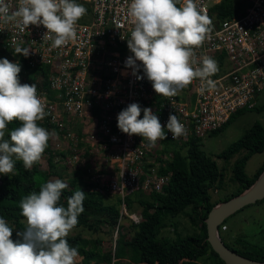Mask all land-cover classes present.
Returning <instances> with one entry per match:
<instances>
[{"label":"built area","instance_id":"1","mask_svg":"<svg viewBox=\"0 0 264 264\" xmlns=\"http://www.w3.org/2000/svg\"><path fill=\"white\" fill-rule=\"evenodd\" d=\"M79 1L89 2L90 19L77 21L76 38L66 45L53 48L43 37L47 31L43 25L22 28L11 22L0 25V47L14 49L19 44L30 50L25 57L29 66L50 68L46 90H37L47 113L40 121L55 124L59 131L71 119L77 121V127L90 139L86 140L90 149L83 152L79 148L71 156L60 158L72 168L80 162L89 166L97 189L118 196L121 215L131 218L127 196L160 191L169 181L170 172L158 173L167 161L164 140L181 145L192 137H204L227 123L232 114L256 105L264 89V0H244L243 13L217 22L211 7L221 0H197L207 9L213 28L204 44L194 49L195 67L201 66L204 56L215 59L219 70L210 77L215 87H205L201 92L206 82L196 78L172 97L154 91L140 61L136 75L125 66L127 57L134 55L127 46L133 28L127 12L130 0ZM5 2L10 12L17 10L18 0ZM50 91H54L52 98ZM134 102L141 107V119L145 107L152 109L165 126L166 139L151 146L141 136H129L118 128V114ZM170 114H175L185 128L176 138L166 128ZM50 131L57 140L56 131ZM75 137L74 143H78L81 139L77 133ZM89 152L95 155L88 161L80 155ZM222 230L225 225L220 226Z\"/></svg>","mask_w":264,"mask_h":264},{"label":"clouds","instance_id":"2","mask_svg":"<svg viewBox=\"0 0 264 264\" xmlns=\"http://www.w3.org/2000/svg\"><path fill=\"white\" fill-rule=\"evenodd\" d=\"M86 12L76 0H18L17 10L10 12L5 0H0V25H43L47 29L43 37L58 48L76 38V23ZM127 12L133 25L127 46L134 55L127 57L125 66L133 75L142 65L154 91L164 97L175 96L196 78L206 82L201 92L215 87L210 77L218 72V62L204 56L201 66L195 67L194 49L204 44L213 28L207 9L197 0H130ZM13 51L25 57L30 52L19 44ZM20 71L18 62L0 59V174L6 175L13 172L15 160L31 169L41 160L52 137L37 123L47 115L37 86L21 83ZM137 79L143 77L137 75ZM140 115V105L129 104L118 114V128L129 136H141L151 146L167 138L165 126L151 108L143 109L142 119ZM14 120L19 126L5 139L8 124ZM166 128L173 138L185 133L175 114L169 115ZM67 187L60 179L49 180L38 192L21 198L19 208L27 227L17 233L19 239H12L13 228L0 217V264H76L78 249L66 237L84 211L85 191H74L64 207L60 200Z\"/></svg>","mask_w":264,"mask_h":264},{"label":"trees","instance_id":"3","mask_svg":"<svg viewBox=\"0 0 264 264\" xmlns=\"http://www.w3.org/2000/svg\"><path fill=\"white\" fill-rule=\"evenodd\" d=\"M76 2L82 4L79 0ZM84 6L87 12L78 21H86V15L90 12V8ZM243 8L244 0H221L211 7V15L217 22L238 16L239 13H243ZM2 58L20 64L21 83H35L37 90H46L49 84V67H31L24 55L14 54L13 49L6 47H0V59ZM49 93L52 98L54 91ZM262 108L261 105H255L251 109L243 108L232 114L222 127L210 131L206 136L218 134L240 114L249 110L259 111ZM93 113L97 114L95 111ZM37 123L49 132L51 129L59 132V128L47 120ZM18 126L19 121L15 120L8 124L5 139H10V132ZM79 134L81 133L79 132ZM202 138L192 137L181 145L164 140V151L171 149L173 157L165 162V166L158 169V173L164 175L170 172L168 183L160 191H138L125 198L129 213L133 200L142 207L137 222L125 214L121 215L118 196L97 189L91 177L83 180L86 177L85 173L89 174V166L74 168L72 177L65 175L64 179L67 181L65 183L68 187L62 191L60 200L64 207H67V198L74 191H85L84 211L78 216V223L72 229L77 232L69 233L66 237L69 244L78 249V258L84 262L96 261L102 264H226L214 252L206 239L205 219L214 205L249 187L264 169L263 161L251 177H248L244 170L246 162L253 154L264 151V126L259 122H254L241 137L215 155L217 159H221L227 164L239 154L230 165L231 180L235 184V188L215 200H212L210 192L212 189L216 191L223 189V167H220L217 160L202 149ZM55 140H49L48 147L43 153H48L50 167H53L54 156H64L62 152L56 150ZM78 145L82 147L84 143L79 140ZM13 159L15 160V157ZM49 168L43 169L39 163H36L31 169H26L22 161L15 160L12 173L0 174V217H3L13 228V240L19 239L17 233L26 229V218L21 214L19 208L21 198L33 191L38 192L42 183L53 180L54 177H61ZM178 179L182 180V188L178 193H173ZM173 194H177L176 199L173 198ZM187 207H190L189 212H185ZM180 214L188 217L195 231L183 236L177 235L174 239L161 236V230L167 225L166 218ZM124 219H127L130 224L131 233L129 236L119 233ZM226 220L221 226L225 225ZM83 231L91 234H110V246L105 248L99 237H84ZM114 232H117L118 235L113 240ZM224 243L243 256L264 261V246L254 245L242 237L236 238L234 242L239 246V249L234 244Z\"/></svg>","mask_w":264,"mask_h":264},{"label":"rangeland","instance_id":"4","mask_svg":"<svg viewBox=\"0 0 264 264\" xmlns=\"http://www.w3.org/2000/svg\"><path fill=\"white\" fill-rule=\"evenodd\" d=\"M212 2V0L210 1ZM82 4L86 5L90 8V4L88 1L83 2ZM87 17L85 18L86 21L90 19V12L87 13ZM88 19V20H87ZM84 22V21H83ZM263 106V108L259 111L257 110H249L243 114H240L238 117H236L225 129L220 131L216 135L212 136H205L202 138V149L208 154L213 156L223 171V189L221 190H215L212 189L210 192V195L212 196V200H215L216 198L223 196L225 193H229L232 191V189L235 188V184L231 180V171H230V165L238 157L239 154H237L235 157H233L229 163H225L221 159H217L215 155L228 147L233 141L237 140L239 137L242 136V134L246 131L247 128H249L254 122H259L264 126V89L260 92L258 99L256 101V106ZM77 123L76 120H70V122L67 123L66 127L59 132L56 131V138L54 146L58 152H62L65 157L71 156L73 153H75L76 149H79V146L74 143L77 135H79V132L82 133V130L77 127L75 124ZM45 128V127H44ZM87 130V129H85ZM49 131V130H48ZM51 132V131H50ZM50 139H55V136L52 135ZM58 144V145H57ZM73 152V153H72ZM78 152V151H77ZM167 153V160L170 159L171 153L173 152L171 149H168L167 151H164ZM83 158H85L87 161L92 157L93 154H80ZM173 157V156H172ZM54 164L53 167H50L48 164V153H45L42 155L41 160L38 162L41 168L43 169H51L52 172H55L57 175H60V178L54 177L55 179H60L64 183L67 182L64 179L65 175H68L69 177H72V172L74 171V168L68 166L67 164L63 163V160L59 156H54L53 158ZM264 161V151L253 154L245 165V173L248 177H251L254 175L256 170L259 168V166ZM84 163L80 162L78 168H83ZM86 177L83 178V180L90 179V175L88 173H85ZM80 181V179H78ZM182 180L178 179L175 183L174 191L173 193H178L181 190ZM108 195V194H107ZM177 195V194H176ZM176 195L173 194V198L176 199ZM111 199H113L111 197ZM141 206L137 203V201L133 200L131 204V218H133L136 222L139 220V215L141 212ZM128 211V210H127ZM190 207L186 208L185 212H189ZM26 227H27V221ZM166 227H164L161 230L160 235L169 237L171 239H174L177 235H185L193 233L195 230L191 223L189 222V219L184 214L176 215L175 217H167L166 218ZM221 226V225H220ZM77 230H71L70 233H75ZM84 237L86 238H93V237H99L102 239L103 246L109 247L111 242V236L110 234H91L89 232L83 231L82 232ZM120 234H123L124 236H129L131 233L130 230V224L127 219H124L122 221V224L120 226L119 230ZM117 232L113 233V240L117 237ZM220 236L224 242H226L228 245L234 244L236 238L242 237L249 241L250 243L258 246H264V199L261 202L253 203L250 205H247L246 207L238 210L231 216H229L225 222V230L220 231ZM234 246L239 249V246L234 244ZM124 263V262H123ZM76 264H102L98 263L96 261L91 262H84L81 260V258H76ZM112 264V263H111Z\"/></svg>","mask_w":264,"mask_h":264},{"label":"water","instance_id":"5","mask_svg":"<svg viewBox=\"0 0 264 264\" xmlns=\"http://www.w3.org/2000/svg\"><path fill=\"white\" fill-rule=\"evenodd\" d=\"M264 198V169L254 182L240 193L218 202L208 212L205 225L207 241L219 258L226 264H264L262 260L248 258L228 247L220 236V225L229 216L247 205Z\"/></svg>","mask_w":264,"mask_h":264},{"label":"crops","instance_id":"6","mask_svg":"<svg viewBox=\"0 0 264 264\" xmlns=\"http://www.w3.org/2000/svg\"><path fill=\"white\" fill-rule=\"evenodd\" d=\"M75 126H76V130H77V124H75ZM79 128V127H78ZM78 137L81 139L80 141H82L83 143H84V146H82V147H79V148H81V150L83 151V152H86V150L87 149H90V143H88L86 140H90L89 139V137H88V135H86L84 132H82L81 134H79L78 135ZM76 145L77 146H79L78 145V143H76ZM90 153V152H89ZM83 168H85V167H83Z\"/></svg>","mask_w":264,"mask_h":264},{"label":"bare ground","instance_id":"7","mask_svg":"<svg viewBox=\"0 0 264 264\" xmlns=\"http://www.w3.org/2000/svg\"><path fill=\"white\" fill-rule=\"evenodd\" d=\"M245 189V188H244Z\"/></svg>","mask_w":264,"mask_h":264},{"label":"flooded vegetation","instance_id":"8","mask_svg":"<svg viewBox=\"0 0 264 264\" xmlns=\"http://www.w3.org/2000/svg\"><path fill=\"white\" fill-rule=\"evenodd\" d=\"M233 245V244H232Z\"/></svg>","mask_w":264,"mask_h":264}]
</instances>
